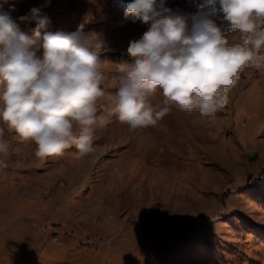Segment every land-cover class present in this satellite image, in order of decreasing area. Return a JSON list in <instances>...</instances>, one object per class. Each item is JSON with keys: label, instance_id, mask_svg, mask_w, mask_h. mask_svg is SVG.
<instances>
[{"label": "rangeland", "instance_id": "1", "mask_svg": "<svg viewBox=\"0 0 264 264\" xmlns=\"http://www.w3.org/2000/svg\"><path fill=\"white\" fill-rule=\"evenodd\" d=\"M46 0H0L21 21ZM132 0H50L47 32L82 29L103 40L104 95L93 126L95 150L37 158L0 122V264H264V68L248 65L214 114H191L157 89L153 107L170 111L155 127L129 130L110 114L118 64L148 28L124 16ZM183 15L180 11L162 15ZM229 44L239 33H228ZM79 132V128H74Z\"/></svg>", "mask_w": 264, "mask_h": 264}, {"label": "clouds", "instance_id": "2", "mask_svg": "<svg viewBox=\"0 0 264 264\" xmlns=\"http://www.w3.org/2000/svg\"><path fill=\"white\" fill-rule=\"evenodd\" d=\"M48 4L19 18L35 21L32 36L0 11V122L21 141L33 142L37 158L63 155L73 145L84 157L95 150L93 126L110 122L97 116L104 95L98 50L104 42L81 28L41 38L40 30L50 24L42 11ZM198 7L189 23L185 15H162L171 12L164 0H132L125 6L126 19L149 24L129 42L132 62L118 64L119 88L110 109L130 131L155 127L170 111L149 103L157 89L189 114L199 108L206 116L224 107L242 69L264 68V0H203ZM221 14L226 27L213 19ZM237 31L240 41L230 45L227 34ZM3 134L0 128V154L7 155ZM0 167L7 164L0 160Z\"/></svg>", "mask_w": 264, "mask_h": 264}, {"label": "built area", "instance_id": "3", "mask_svg": "<svg viewBox=\"0 0 264 264\" xmlns=\"http://www.w3.org/2000/svg\"><path fill=\"white\" fill-rule=\"evenodd\" d=\"M203 0H164V7L171 9L170 13L175 11H180L183 15L189 18V23H191V16L197 14L201 9L198 5L202 4ZM219 7V5H217ZM203 11H208L207 8ZM216 23L221 27H226V22L223 21L222 14L217 17H213ZM237 33H239L237 31ZM241 36L242 34L239 33Z\"/></svg>", "mask_w": 264, "mask_h": 264}, {"label": "bare ground", "instance_id": "4", "mask_svg": "<svg viewBox=\"0 0 264 264\" xmlns=\"http://www.w3.org/2000/svg\"><path fill=\"white\" fill-rule=\"evenodd\" d=\"M141 24H142V26H143L144 28H148V27H149V24H145V23H142V22H141Z\"/></svg>", "mask_w": 264, "mask_h": 264}, {"label": "trees", "instance_id": "5", "mask_svg": "<svg viewBox=\"0 0 264 264\" xmlns=\"http://www.w3.org/2000/svg\"><path fill=\"white\" fill-rule=\"evenodd\" d=\"M263 172H264V168L262 169L261 173H263Z\"/></svg>", "mask_w": 264, "mask_h": 264}]
</instances>
